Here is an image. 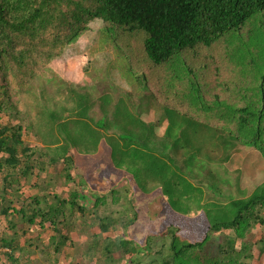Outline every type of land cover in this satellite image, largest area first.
<instances>
[{
	"label": "trees",
	"instance_id": "trees-1",
	"mask_svg": "<svg viewBox=\"0 0 264 264\" xmlns=\"http://www.w3.org/2000/svg\"><path fill=\"white\" fill-rule=\"evenodd\" d=\"M262 10L264 0H0V113L13 112L6 123H0V171L6 172L0 186V204L18 169L24 176L33 167L44 171L63 164L68 170L77 161L76 155L95 154L103 142L114 169L130 176L143 193L160 192L174 212L185 216L202 214L207 230L201 239L190 241L173 224L166 233H159L158 241L153 234H147L142 245L127 238V233L122 236L114 231L103 236L116 221L110 214L96 210L105 204V193L89 198L80 186L65 197L58 193L30 197L29 203L19 208L10 200L0 206V215L10 222L8 216L19 214L23 222L41 228L49 224L55 231L49 243L59 253L62 247L57 237L67 239L61 234L62 225L93 209L98 230L88 238L84 255L95 249L100 256L91 264H120L124 258L134 264H244L232 257L234 238L224 234L225 243H218L215 233L233 230L236 237L243 238L264 225V180L250 191L233 188L228 177L221 176L212 163L237 162L233 148L238 145L252 146L264 156L260 141L264 138V73L258 72L259 67L250 70L247 60V64L237 62L236 72L225 70L227 84L221 87L226 92H236L241 105L222 101L217 88L211 91L212 106L203 105L206 117L193 113L202 105L203 101L198 103L201 96L197 101L192 96L183 97L181 110L174 101L171 105L170 101L160 103L169 119L162 135L156 125L158 119L146 120L140 112L135 115L121 95L114 98L109 92L99 94L94 85L54 81L47 73L66 49L95 25L100 31L114 25L134 32L143 30L148 58L161 64L184 50L211 45ZM98 36L94 43L100 40ZM257 53L253 51L254 56ZM94 63L88 58L85 71ZM216 71L218 67L212 73L216 75ZM209 109L222 122L209 119ZM175 130L177 135L172 138ZM24 132L34 135L38 143L27 145ZM259 132L262 136L257 140ZM245 134L248 139L242 138ZM33 156L41 159L36 166L31 164ZM245 158L250 168L263 166L264 157L258 162L254 155ZM220 167L229 170L226 164ZM66 176L72 179L70 174ZM202 181L208 185L205 188L210 195L205 201ZM115 192L114 185L109 193ZM130 223L133 218L124 222V227ZM214 243L217 254H211ZM32 244L27 239L21 245L16 233L11 238L0 237V247L8 249L4 255L14 264L21 262L20 257L29 252ZM194 248L203 255L193 254ZM120 249L130 255L116 258ZM145 256L148 261L143 263Z\"/></svg>",
	"mask_w": 264,
	"mask_h": 264
},
{
	"label": "rangeland",
	"instance_id": "rangeland-1",
	"mask_svg": "<svg viewBox=\"0 0 264 264\" xmlns=\"http://www.w3.org/2000/svg\"><path fill=\"white\" fill-rule=\"evenodd\" d=\"M88 30L87 35H82L73 46L66 49L61 58L54 62V69L48 71L47 77L53 78L54 81L64 79L78 86L90 87L94 85L99 94L109 92L114 98L121 95L132 106L135 115L140 112L146 119L157 116L158 103L170 101L168 104L171 105V102L178 101L179 104H182V99L185 101L183 97L188 99L192 96L197 101L201 99L198 96H201L202 99L198 103L203 101L202 105L212 106L211 91L216 88L222 100L230 94L235 97L230 100L237 101L236 92H231V94L221 87L224 82L227 84L225 70L236 72L237 62L247 64L248 60L250 70L256 71L259 67L258 72L264 73V10L250 17L239 29L219 37L211 45L202 46V44L194 50H184L161 64H154L148 58L143 45L145 32L141 29L134 32L114 25L100 31L99 25H95ZM97 36L98 38L103 37V41L101 42L100 38L94 43ZM109 50L114 54L108 53ZM253 51L254 53L258 52L256 56L253 55ZM105 56H107V61ZM88 58H92L95 63L93 67H89L88 71H85L84 67ZM216 67H218V71H216L218 73L214 75L212 71ZM12 114V111L0 113V123H6ZM12 120L14 121V119ZM249 135L251 136L250 133ZM261 136L262 134L259 132L257 140H260ZM242 138L248 139V135L245 134ZM23 140L27 145L38 143L34 135L27 132H24ZM260 141L264 153V138ZM106 147L107 145L101 142L100 150L97 153L76 155L77 161L68 170H65L63 164L57 167H47L44 171H38L36 167H33L24 176L18 169L14 176L15 180L8 188L10 190H7L5 201L1 202L0 206L11 200L12 206L19 208L21 205L29 203L30 197L41 196L44 193H58L65 197L69 191L80 186L89 198L105 193V204L99 205L96 210L99 213L110 214L116 221L109 231L103 233V236L112 235L114 231L122 236L127 233V238L134 239L142 245L145 237L150 233L154 235L153 239L158 241V238L161 237H158L159 233H166L167 227L173 225L172 222L179 225L180 234L187 240L196 241L204 236L207 230L206 220L191 218L196 215L182 217L171 213L162 195H144L132 183L130 176L114 169L111 162L109 163L110 158H107L109 153H105ZM263 157L261 155V158ZM30 160H32L31 164L36 166L37 160L41 159L38 156H33ZM262 165L259 174L261 177L257 178L255 182H251L249 176L246 177L248 191L253 189L254 184H260L264 180V162ZM67 174H70L72 179H69ZM5 177L6 172L0 171V186L4 184ZM124 178L127 180L125 181ZM230 183L235 185L234 181H230ZM42 185L46 186L45 190L40 187ZM114 185L117 187V192L112 195L109 193V189ZM227 191L229 190H224V192ZM234 191L236 192V190ZM93 211V209L85 211L83 215L73 217L67 225H62L61 234L67 239L63 240L61 237H57V241L62 247V252L59 253L54 252L53 245L49 243V236L55 234L49 224L41 228L37 224L23 222L19 214L8 216L12 224L0 215V237L11 238L16 233L21 245H24L27 239L33 241L29 252L20 257L19 264H91L94 259L100 256L98 250L95 249L90 251L88 256L84 255V251L89 245L88 238L98 230V222L94 215L95 211ZM230 212L232 214V210ZM211 216L212 214L209 215V220H212ZM262 216L264 217V210ZM131 218H133V223L125 228L124 222ZM224 234L234 238L235 250L232 257L244 264H264V225L256 227L243 238L236 237L233 230L215 233V237H217L215 241L225 243ZM164 244H168L167 237ZM5 251L8 249L0 247V261L14 264V261L4 255ZM217 251L214 243L211 254H217ZM192 253L203 255L197 248H194ZM115 255L116 258L123 255L128 257L130 252L127 253L120 249ZM142 261L146 263L148 257L145 256ZM120 264L134 263H129L128 259L124 258Z\"/></svg>",
	"mask_w": 264,
	"mask_h": 264
},
{
	"label": "crops",
	"instance_id": "crops-1",
	"mask_svg": "<svg viewBox=\"0 0 264 264\" xmlns=\"http://www.w3.org/2000/svg\"><path fill=\"white\" fill-rule=\"evenodd\" d=\"M226 97H228V98H226ZM225 98H224V101H226V103H232L233 101L232 100H230V98H235L234 96H231L230 94L229 95H227ZM223 101V100H222ZM236 101V100H235ZM237 102V101H236ZM158 104H160V103H158ZM177 105V109L178 110H181V104H179V102L178 101H175L174 102V105ZM236 104H238V105H241V102H237ZM161 106L159 105V107H158V114H157V116H155V117H151V119H146V120H152V121H156L157 119H158V122L156 123V125L158 126V133L160 134V135H162L164 132H165V130H166V126L168 125V123H169V119L167 118V115H166V113L164 112L163 113V111H162V109L160 108ZM223 107V106H222ZM194 108H196V107H194ZM224 108V107H223ZM206 110H205V108L203 107V105H201L200 107H199V109L197 108L196 110H195V112H193L194 114H198L199 113V115H201V117H206V115H207V113L208 112H205ZM208 111H211V116H208V118L209 119H214V120H216V121H221V120H223V119H216V117H215V115H214V112L212 111V109H209ZM157 117V118H156ZM222 122V121H221ZM178 130V129H177ZM176 135H177V132H176V130L173 132V136H172V138L174 137H176ZM233 149H235L234 150V152H233V154H234V156H236V161L237 162H234V164H233V161H231V162H227V161H225V160H222L223 162H220V161H218V162H216V163H212L213 165H215V169H217V171H219L220 172V175L222 176V175H224V174H226L225 176L226 177H228V179L230 180V181H234V183H235V185H233V184H231V187H233V188H235L234 186H237V187H239V188H242V189H246L247 188V179H246V177L247 176H249V179H250V181L251 182H255L256 180H257V178H259V177H261V175L259 176V174H260V171L262 170V167H261V165L260 166H258V168H256V167H253V168H250L249 167V162L250 161H246V158H245V156L246 155H254L258 160H257V162L258 161H260L262 158L260 157V153L258 154L256 151H254V150H256L255 148H253V147H247V146H245V145H238V146H235ZM177 150V147L175 148V150H173V151H176ZM177 157H180L179 155L177 156ZM178 159V158H177ZM224 159V158H223ZM222 164H226L227 166H228V168H229V170L227 169V168H223V167H220ZM118 170V169H117ZM225 170H226V172H225ZM119 171V170H118ZM207 171H209L208 169H207ZM216 171V172H217ZM237 171L239 172V173H237ZM244 176H245V178H244ZM119 179H121L120 177H118ZM117 178V179H118ZM199 178H201V177H199ZM121 180H123V179H121ZM124 180H125V178H124ZM261 180V179H260ZM260 180H259V182H260ZM126 181V180H125ZM204 184H201V186L200 187H202L203 188V191H204V201H205V198L207 197V196H210L209 195V192H208V190H207V188H205L206 186H208L204 181H202ZM262 182V181H261ZM246 183V184H245ZM255 186H253V188H255L258 184H254ZM220 186H224V187H228V185H220ZM230 187V186H229ZM154 195V194H159V195H162L160 192H158V191H154V192H150V193H144V195ZM212 195V194H211ZM163 197V199H164V196H162ZM165 200V199H164ZM166 201V200H165ZM168 205V204H167ZM169 210H170V212L171 213H174V214H176V215H179V216H182V217H187V216H185V215H182V214H180V213H177V212H174L170 207H169ZM192 219H194L195 220V218H201V219H203V221H205L206 219H205V217L203 216V215H201V214H198V215H196V216H193V217H191ZM172 224H174V222H172ZM206 224V223H205ZM197 225V224H196ZM179 226V225H178Z\"/></svg>",
	"mask_w": 264,
	"mask_h": 264
}]
</instances>
